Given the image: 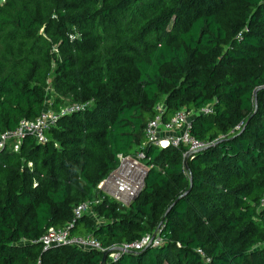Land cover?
<instances>
[{"label":"trees","instance_id":"16d2710c","mask_svg":"<svg viewBox=\"0 0 264 264\" xmlns=\"http://www.w3.org/2000/svg\"><path fill=\"white\" fill-rule=\"evenodd\" d=\"M66 100L87 105L0 151V264H100L42 251L70 223L104 249L161 238L105 264H264V0H0V133ZM158 103L207 142L187 168L186 145L145 143ZM140 150L144 187L123 205L98 185ZM81 203L96 217H74Z\"/></svg>","mask_w":264,"mask_h":264},{"label":"built area","instance_id":"2783aa9c","mask_svg":"<svg viewBox=\"0 0 264 264\" xmlns=\"http://www.w3.org/2000/svg\"><path fill=\"white\" fill-rule=\"evenodd\" d=\"M85 106L72 103L68 106L60 107L59 110H51L48 108L43 110L34 120H20L13 131L0 133V151L6 148L9 143L12 145V150H19L22 140L26 136H32L36 143L44 144L46 142V132L56 124L60 116L75 111H81ZM154 111L153 118L150 119L143 128V135L147 145L166 148L168 146H178L183 144L188 147L189 151L199 150L207 145V142L198 140L191 135V117L188 118L186 111L183 109L175 111L166 120L162 118L164 112V105L162 103L156 104L154 106ZM201 111L207 113L210 112V109L203 108ZM132 155H135L133 156L135 158L144 157L141 150L135 152V154L132 153L126 156L118 154L117 167L100 183L103 189L108 191L123 205L127 204V202L129 203L131 199H134L137 196L134 195L137 187L130 185L131 180L128 178L130 167L123 162L124 158ZM30 165L31 164H29V166ZM146 169L147 168L145 167V173ZM259 204L260 206H264V197L260 199ZM89 206V203H81L77 205L73 210V216H81L87 211ZM70 226L71 223L63 227H49L37 241L40 244L42 251L61 245H74L81 249H92L100 252L106 250L91 235L71 236L69 233ZM160 241L161 238L158 236L150 237L149 235H145L138 241L120 245V248L122 250L140 249L150 243L151 245L156 246ZM198 252L202 254L201 250H198ZM117 256L118 251L110 253L108 260H116ZM35 264H40V261L38 260Z\"/></svg>","mask_w":264,"mask_h":264},{"label":"rangeland","instance_id":"374dc122","mask_svg":"<svg viewBox=\"0 0 264 264\" xmlns=\"http://www.w3.org/2000/svg\"><path fill=\"white\" fill-rule=\"evenodd\" d=\"M51 94L50 92H48V95ZM70 105V102L68 100L65 101L64 104H62L61 107H65V106H68ZM187 113V112H186ZM192 115V113H187V117L190 118ZM12 145L10 144V147ZM135 152H138V151H135ZM135 152L133 154H135ZM135 155H132L130 157H126L124 158L123 162L126 163L127 166L130 167V172L128 173V178H130V185L132 186H135L137 187L136 188V191L134 193V195H138L143 187H144V178H145V167H146V158L145 157H138V158H135L133 157ZM101 185L99 184L98 187H100ZM100 189L102 190L103 193H105L106 195L112 197L115 201L119 202L113 195H111L108 191H106L105 189L102 188V186L100 187ZM139 192H138V191ZM132 200V199H131ZM130 200V201H131ZM128 204V202H127ZM84 214H89V215H92V217H96L94 215V212L91 211V207L89 206L87 211L84 213ZM109 255L107 256V259H108Z\"/></svg>","mask_w":264,"mask_h":264},{"label":"water","instance_id":"95a60500","mask_svg":"<svg viewBox=\"0 0 264 264\" xmlns=\"http://www.w3.org/2000/svg\"><path fill=\"white\" fill-rule=\"evenodd\" d=\"M197 152V150H191V151H187V153L185 154L184 156V161H183V164H184V167L187 168V164H186V159L188 156H190L191 154ZM171 205L168 207L167 211L170 209ZM122 250L120 247H110L108 249H106L105 251L102 252V257H101V263L100 264H105L106 260H107V256L110 254V253H113V252H116V251H120Z\"/></svg>","mask_w":264,"mask_h":264}]
</instances>
